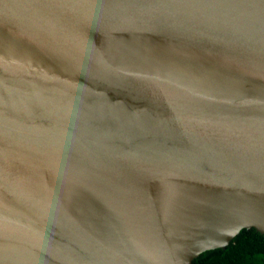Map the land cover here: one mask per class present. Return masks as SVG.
I'll use <instances>...</instances> for the list:
<instances>
[{
	"label": "water",
	"instance_id": "95a60500",
	"mask_svg": "<svg viewBox=\"0 0 264 264\" xmlns=\"http://www.w3.org/2000/svg\"><path fill=\"white\" fill-rule=\"evenodd\" d=\"M264 236V0H0V264H192Z\"/></svg>",
	"mask_w": 264,
	"mask_h": 264
},
{
	"label": "trees",
	"instance_id": "16d2710c",
	"mask_svg": "<svg viewBox=\"0 0 264 264\" xmlns=\"http://www.w3.org/2000/svg\"><path fill=\"white\" fill-rule=\"evenodd\" d=\"M192 264H264V236L243 229L225 249L206 251Z\"/></svg>",
	"mask_w": 264,
	"mask_h": 264
}]
</instances>
